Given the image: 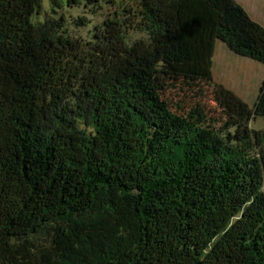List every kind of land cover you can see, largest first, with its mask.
Returning a JSON list of instances; mask_svg holds the SVG:
<instances>
[{"label": "trees", "instance_id": "1", "mask_svg": "<svg viewBox=\"0 0 264 264\" xmlns=\"http://www.w3.org/2000/svg\"><path fill=\"white\" fill-rule=\"evenodd\" d=\"M121 2L83 40L0 0V264H264V79L252 107L217 84L216 116L162 94L214 85L215 40L264 64V25L238 0Z\"/></svg>", "mask_w": 264, "mask_h": 264}, {"label": "rangeland", "instance_id": "2", "mask_svg": "<svg viewBox=\"0 0 264 264\" xmlns=\"http://www.w3.org/2000/svg\"><path fill=\"white\" fill-rule=\"evenodd\" d=\"M238 1L254 20L264 25V0ZM122 6L121 0H98L95 6L84 4L82 1L68 6L66 0H57L56 4H53L51 0H39V9L32 15L31 21L36 24L43 22L47 16L57 18L62 15L64 27L72 36L91 40L97 26L102 24L106 18L111 17L114 11L120 12ZM200 9L198 3L194 1L186 3L182 9L183 15L189 14V19H185L181 36L182 48L185 52V47L189 41H193L187 48L189 51L193 50L194 46H200L198 44L200 36L194 31V28L200 26V21L205 18L202 17L203 15L209 16ZM79 17H84L86 21L81 24L78 22ZM141 36L143 33L135 30L127 32L129 42ZM204 63L210 68L214 85L202 84L201 87L195 88L189 87L181 80H166L164 82L162 94L171 110L178 113L185 112L194 107L196 103L201 102L207 107L210 116H216L220 110L219 103L223 102V96L217 92V84L231 90L242 101L251 107L253 106L264 79V64L233 53L219 40L213 41L209 60L204 61ZM250 126L253 129L264 131V116L252 118Z\"/></svg>", "mask_w": 264, "mask_h": 264}]
</instances>
